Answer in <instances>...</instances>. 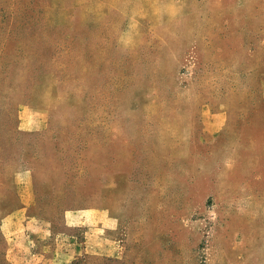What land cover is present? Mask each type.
<instances>
[{"label":"rangeland","instance_id":"obj_1","mask_svg":"<svg viewBox=\"0 0 264 264\" xmlns=\"http://www.w3.org/2000/svg\"><path fill=\"white\" fill-rule=\"evenodd\" d=\"M0 264H264V0H0Z\"/></svg>","mask_w":264,"mask_h":264}]
</instances>
